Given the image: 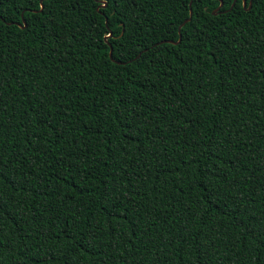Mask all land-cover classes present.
<instances>
[{"label": "trees", "instance_id": "trees-1", "mask_svg": "<svg viewBox=\"0 0 264 264\" xmlns=\"http://www.w3.org/2000/svg\"><path fill=\"white\" fill-rule=\"evenodd\" d=\"M188 2L0 0V264H264V0Z\"/></svg>", "mask_w": 264, "mask_h": 264}, {"label": "water", "instance_id": "water-1", "mask_svg": "<svg viewBox=\"0 0 264 264\" xmlns=\"http://www.w3.org/2000/svg\"><path fill=\"white\" fill-rule=\"evenodd\" d=\"M233 2H234V0H232V2L230 3V5H229V7H228V9L229 8H231V6L233 5ZM241 3H242V7H244V4H245V0H241ZM189 4H190V0H189V2H188V16L186 17V18H184L180 23H179V25H178V27H177V31H178V37H179V39H180V33H179V29H180V27L186 22V21H188L189 19H190V15H191V9L189 8ZM221 1H219V3H218V5L211 11V13L212 14H215L216 13V11L219 9V7L221 6ZM101 6H103L104 5V3L103 4H100ZM99 5V6H100ZM249 6H250V0H248V2H247V6H246V9H248L249 8ZM20 18H21V21H22V26L24 25V21H23V19H22V13H20ZM104 23L106 24V19H104ZM110 34L108 33L107 34V36H109ZM104 39H106V38H104ZM179 39H177L176 41H172V40H169V39H163V40H160V41H157L156 43H154V44H158V43H161V42H168V43H175V42H177ZM108 57L109 58H111V47H110V45L108 44ZM139 54V53H138ZM138 54L136 55V56H138ZM116 63H119V61H115Z\"/></svg>", "mask_w": 264, "mask_h": 264}, {"label": "snow or ice", "instance_id": "snow-or-ice-1", "mask_svg": "<svg viewBox=\"0 0 264 264\" xmlns=\"http://www.w3.org/2000/svg\"><path fill=\"white\" fill-rule=\"evenodd\" d=\"M133 2H134V0H133ZM38 4H39V7L42 9L44 6V0H38ZM103 6L106 7V4ZM232 6H234V4ZM108 39H111V37L109 36ZM177 39H179V37H177Z\"/></svg>", "mask_w": 264, "mask_h": 264}]
</instances>
